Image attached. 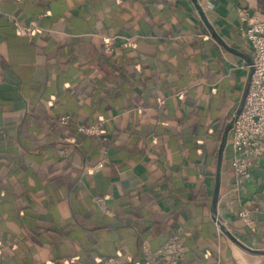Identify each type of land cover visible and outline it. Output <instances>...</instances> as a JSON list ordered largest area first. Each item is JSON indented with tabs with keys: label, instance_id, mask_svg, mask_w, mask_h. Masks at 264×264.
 <instances>
[{
	"label": "crops",
	"instance_id": "0c3cea01",
	"mask_svg": "<svg viewBox=\"0 0 264 264\" xmlns=\"http://www.w3.org/2000/svg\"><path fill=\"white\" fill-rule=\"evenodd\" d=\"M0 10V264H159L173 235L187 262L264 264V154L239 181L229 146L251 73L241 27L264 0H0ZM7 13L35 24L31 34ZM112 34L126 38L109 54ZM99 118L107 160L92 168L103 143L76 128Z\"/></svg>",
	"mask_w": 264,
	"mask_h": 264
},
{
	"label": "built area",
	"instance_id": "2783aa9c",
	"mask_svg": "<svg viewBox=\"0 0 264 264\" xmlns=\"http://www.w3.org/2000/svg\"><path fill=\"white\" fill-rule=\"evenodd\" d=\"M245 15L250 20L246 26L241 27V30L252 51L251 73L242 104L232 117L229 139V146L232 151L231 166L239 181L244 178L255 160L264 154V15L262 17L249 16L248 12H245ZM6 18L23 34H31L35 28V24H21L13 13H7ZM120 37L126 38L123 34L104 36L102 41L104 51L112 53L116 40ZM69 118L68 114H64L60 117V121L67 123ZM104 121L103 118H99L93 122L78 125L76 128L80 133L97 136L103 143L101 147L102 157L92 168L102 166L107 160L108 146L106 141L108 134L104 129ZM68 150V147H63L58 152L60 155H65ZM95 202L104 212L110 213L104 197H97ZM239 216L247 225L252 224L247 209H241ZM156 257L159 264H195L185 260L184 245L177 235L169 237L159 246ZM145 262L148 263L149 260H145ZM101 264L131 263H122L115 256H106L102 259Z\"/></svg>",
	"mask_w": 264,
	"mask_h": 264
},
{
	"label": "trees",
	"instance_id": "16d2710c",
	"mask_svg": "<svg viewBox=\"0 0 264 264\" xmlns=\"http://www.w3.org/2000/svg\"><path fill=\"white\" fill-rule=\"evenodd\" d=\"M106 36H107V35H106ZM109 54H111V53H109ZM108 142H109V138H108V139H107V141H106V143H107V146H108V144H109ZM59 147H60V148H63V147H66V146H64V145H61V146H59ZM59 147H58V148H59ZM60 148H59V149H60ZM59 149H58V150H59Z\"/></svg>",
	"mask_w": 264,
	"mask_h": 264
},
{
	"label": "water",
	"instance_id": "95a60500",
	"mask_svg": "<svg viewBox=\"0 0 264 264\" xmlns=\"http://www.w3.org/2000/svg\"><path fill=\"white\" fill-rule=\"evenodd\" d=\"M245 92H246V91H245ZM244 95H245V93H244ZM243 98H244V96H243ZM242 101H243V99H242ZM241 104H242V102H241ZM239 108H240V107H239ZM239 108H238V110H239ZM238 110H237V111H238Z\"/></svg>",
	"mask_w": 264,
	"mask_h": 264
}]
</instances>
